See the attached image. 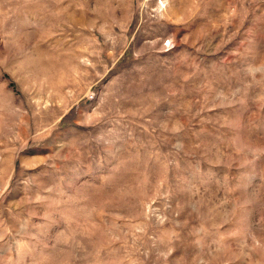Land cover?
Instances as JSON below:
<instances>
[{
  "label": "rangeland",
  "instance_id": "1",
  "mask_svg": "<svg viewBox=\"0 0 264 264\" xmlns=\"http://www.w3.org/2000/svg\"><path fill=\"white\" fill-rule=\"evenodd\" d=\"M0 264H264V0H0Z\"/></svg>",
  "mask_w": 264,
  "mask_h": 264
}]
</instances>
